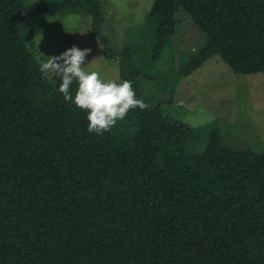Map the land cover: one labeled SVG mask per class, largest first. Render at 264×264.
Listing matches in <instances>:
<instances>
[{
	"label": "trees",
	"instance_id": "16d2710c",
	"mask_svg": "<svg viewBox=\"0 0 264 264\" xmlns=\"http://www.w3.org/2000/svg\"><path fill=\"white\" fill-rule=\"evenodd\" d=\"M41 10L90 17V38L138 98L140 79L159 76L179 10L204 35L179 78L215 56L234 74L264 75V0H155L119 51L100 35L98 0H0V264H264V165L159 105L88 133L86 112L27 47ZM46 89L54 102L40 111Z\"/></svg>",
	"mask_w": 264,
	"mask_h": 264
},
{
	"label": "rangeland",
	"instance_id": "374dc122",
	"mask_svg": "<svg viewBox=\"0 0 264 264\" xmlns=\"http://www.w3.org/2000/svg\"><path fill=\"white\" fill-rule=\"evenodd\" d=\"M154 1L98 0L102 15L99 32L109 48L119 51L137 42L139 27ZM176 19L175 34L157 64L158 78L151 83L140 79L142 98L149 106L159 105L162 115L170 121L216 130L227 147L246 150L264 165V75L234 74L215 56L190 76L179 78L177 70L198 50L204 35L181 10ZM34 26L36 29L26 35V44L40 62V54L58 55L73 45L88 48L91 51L82 65L85 70L97 71L105 81H119L118 58L107 53L97 39L90 38V17H52L41 10L27 27ZM49 79L53 81L50 76ZM33 102L38 110L45 111L52 106L54 97L46 89Z\"/></svg>",
	"mask_w": 264,
	"mask_h": 264
},
{
	"label": "clouds",
	"instance_id": "9594fccd",
	"mask_svg": "<svg viewBox=\"0 0 264 264\" xmlns=\"http://www.w3.org/2000/svg\"><path fill=\"white\" fill-rule=\"evenodd\" d=\"M90 51L73 45L58 55L40 54L43 59L38 71L58 82L57 91L65 102L86 112L88 133L102 136L122 121L130 109L143 110L148 105L137 97L131 81H105L97 71H86L82 65Z\"/></svg>",
	"mask_w": 264,
	"mask_h": 264
}]
</instances>
